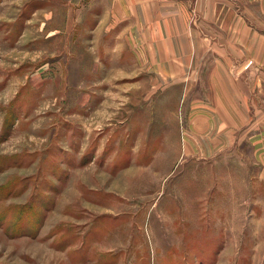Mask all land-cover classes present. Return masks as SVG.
<instances>
[{"label":"rangeland","instance_id":"obj_1","mask_svg":"<svg viewBox=\"0 0 264 264\" xmlns=\"http://www.w3.org/2000/svg\"><path fill=\"white\" fill-rule=\"evenodd\" d=\"M79 8L0 0V264H264L251 146L170 143L174 98Z\"/></svg>","mask_w":264,"mask_h":264},{"label":"crops","instance_id":"obj_2","mask_svg":"<svg viewBox=\"0 0 264 264\" xmlns=\"http://www.w3.org/2000/svg\"><path fill=\"white\" fill-rule=\"evenodd\" d=\"M74 3L96 12L95 31H117L122 63L138 65L136 78L174 98L169 112L181 132L170 143L183 145L184 135L198 159L250 145L243 160L260 165L253 175L264 192V0Z\"/></svg>","mask_w":264,"mask_h":264}]
</instances>
